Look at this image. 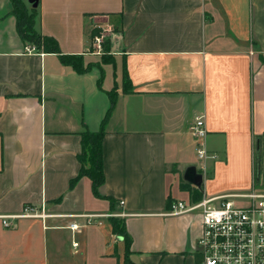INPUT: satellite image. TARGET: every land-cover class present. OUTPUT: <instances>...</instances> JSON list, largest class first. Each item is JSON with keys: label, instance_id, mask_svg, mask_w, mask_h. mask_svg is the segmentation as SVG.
Wrapping results in <instances>:
<instances>
[{"label": "crops", "instance_id": "0c3cea01", "mask_svg": "<svg viewBox=\"0 0 264 264\" xmlns=\"http://www.w3.org/2000/svg\"><path fill=\"white\" fill-rule=\"evenodd\" d=\"M33 7L35 29L83 61L96 56L92 18L118 17L120 31L111 61L78 72L24 41L11 0H0V264H198L201 216L170 214L172 203L264 188V0H37ZM113 89L99 187L111 203L95 196L89 178L70 182L81 168L82 132L101 127ZM200 116L205 161L192 130ZM190 166L204 175L201 187L183 183L203 192L198 200L181 190ZM220 168H231L234 185L206 191ZM27 205L47 216L3 224L2 215ZM108 213L130 235L128 252L111 217L87 225L79 216Z\"/></svg>", "mask_w": 264, "mask_h": 264}, {"label": "built area", "instance_id": "2783aa9c", "mask_svg": "<svg viewBox=\"0 0 264 264\" xmlns=\"http://www.w3.org/2000/svg\"><path fill=\"white\" fill-rule=\"evenodd\" d=\"M96 48L102 49L103 36L94 38ZM35 45L27 47L36 50ZM193 133L199 138L198 157L203 160L209 155L204 139L207 135L203 116L196 119ZM121 204L124 201L120 202ZM202 211V231L198 238V264H264V189L253 184L247 192L225 194L203 198L198 202L176 201L171 205L170 214L182 215L186 212ZM47 214L36 207L27 205L20 214L2 215L3 224L12 225L13 219L44 218ZM85 224H94L103 217L115 216L113 213L82 214ZM70 227L78 229L79 223ZM78 243H74L77 246Z\"/></svg>", "mask_w": 264, "mask_h": 264}, {"label": "trees", "instance_id": "16d2710c", "mask_svg": "<svg viewBox=\"0 0 264 264\" xmlns=\"http://www.w3.org/2000/svg\"><path fill=\"white\" fill-rule=\"evenodd\" d=\"M11 2L13 5V13L17 19V30L24 41L34 43L40 50L60 54L61 61L66 65L72 66L78 72H85L88 70V68L85 69L83 66L84 61L82 55L62 54L56 38H54L53 36L43 35L35 29V21L38 15V10L36 7H32L31 10L28 11L22 0H11ZM100 34L101 28H93L91 33L92 39H94L95 36ZM103 46L105 53L103 54V56L105 58H110L111 61V37H106V39L103 40ZM124 82L125 84L130 83L126 64H124ZM99 86L102 88V77L99 80ZM129 89L125 87L126 91H129ZM107 93L110 96L111 104L102 120L101 127L96 131L85 129L82 132V150L81 153L78 155L79 161L81 162V168L79 174L73 179H71L70 186L74 187L80 178L87 177L92 183V189L95 196L107 198L110 200L111 203H113L115 200L110 197H106L99 192V187L105 182L103 151V141L106 134L105 123L110 117V114L116 104L117 98V93L115 89L110 90ZM259 157H261V153L260 155L255 154L254 163L256 177L257 172H262V164ZM184 183L189 184L186 181ZM201 197L202 196L196 197L195 200H198ZM110 219L112 220L115 232L124 236L127 242L126 248L128 252L131 237L126 231L123 222L117 217H111Z\"/></svg>", "mask_w": 264, "mask_h": 264}, {"label": "rangeland", "instance_id": "374dc122", "mask_svg": "<svg viewBox=\"0 0 264 264\" xmlns=\"http://www.w3.org/2000/svg\"><path fill=\"white\" fill-rule=\"evenodd\" d=\"M22 1L24 2V4H25L26 8L28 9V11H30L31 8L34 5V0H22ZM96 22H97V25H99V28H101V34L100 35L103 36V40L106 39V37L107 38L111 37L113 39V35L120 31V23H119L118 17H109L107 19L104 18V17H102V18H99V17L92 18V23H96ZM95 46H96V44L93 43V47L95 48V50H94L95 52L94 53H96V56L94 57L95 59L92 60V61H84L83 62V66H84L85 69L86 68L91 69V68L96 67V66H101V62L102 61L103 62L110 61V58H108V57L105 58L103 56V54H105L104 53L103 44H102V49L99 50V51H98V49ZM108 71H110V70H108ZM197 154H198V151H197ZM203 161H205V159H203ZM230 170H231V168H226V169H221L220 168V172H218L216 179L214 181L210 180V181L206 182L207 183L206 184V191L207 190L209 191V189L212 188L213 186H215L216 188H221V187L222 188H227V187L233 186L234 183H235V179H234V177H232L230 175ZM207 175H208V177H211L212 172H207ZM181 176L182 177L180 179V184L182 183V186H181V188H182L181 190L182 191H188L189 193H191V196H193V197H199V196L203 195L202 191H196V193H194V192L192 193V191L194 190L192 185L188 187L187 184H183L185 182V179H184L183 175H181ZM175 188L176 187H174V189ZM262 189H264V188H262ZM201 190H203V189L201 188ZM177 193H178V195L182 196L183 198L187 197V193H180L178 189H177ZM98 204H100V206L105 208L104 207L105 204L103 202L100 201ZM189 213H195V214H199L201 216L202 211L200 209H198L195 212H186V213H184L182 215H186V214H189ZM87 225H90V224H87ZM78 239H79V237H78Z\"/></svg>", "mask_w": 264, "mask_h": 264}, {"label": "water", "instance_id": "95a60500", "mask_svg": "<svg viewBox=\"0 0 264 264\" xmlns=\"http://www.w3.org/2000/svg\"><path fill=\"white\" fill-rule=\"evenodd\" d=\"M34 6H37V0H34ZM184 179L197 187H201L204 175L198 171L196 166H190L184 173Z\"/></svg>", "mask_w": 264, "mask_h": 264}]
</instances>
